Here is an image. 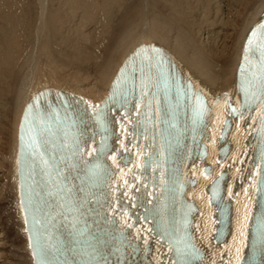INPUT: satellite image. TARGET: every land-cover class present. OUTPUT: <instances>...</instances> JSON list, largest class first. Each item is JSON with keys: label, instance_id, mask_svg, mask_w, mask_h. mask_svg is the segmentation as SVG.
Returning a JSON list of instances; mask_svg holds the SVG:
<instances>
[{"label": "bare ground", "instance_id": "6f19581e", "mask_svg": "<svg viewBox=\"0 0 264 264\" xmlns=\"http://www.w3.org/2000/svg\"><path fill=\"white\" fill-rule=\"evenodd\" d=\"M118 1L49 0L55 7L47 12L51 3L39 0L37 17L32 4L25 11L29 0H0V245L9 242L13 252L3 254L9 261L3 264H32L15 170L16 128L28 98L57 88L98 101L126 56L150 42L163 46L210 99L232 92L247 30L264 10V0H140L141 11L124 6L112 16L108 7ZM7 211L16 224L12 238Z\"/></svg>", "mask_w": 264, "mask_h": 264}, {"label": "rangeland", "instance_id": "374dc122", "mask_svg": "<svg viewBox=\"0 0 264 264\" xmlns=\"http://www.w3.org/2000/svg\"><path fill=\"white\" fill-rule=\"evenodd\" d=\"M49 0H47V2H46V6L49 4V3H51V2H48ZM51 1V0H50ZM142 1V0H141ZM140 0H119L118 2H116V3H114V5L113 6H111V7H108V10H107V12L110 14V15H116L120 10H122L123 8H124V6L126 7V6H131V8L132 9H134V7L133 6H135V5H137L135 8H139L140 7V5H142L140 8H142V9H144V4L141 2ZM156 1V0H155ZM154 1V2H155ZM38 2H39V0H29V3L27 4V7H26V9H25V11L28 13L29 12V8H30V5L32 4L33 6H34V13L36 14V16L37 17H39L40 16V13H39V11H40V9H39V4H38ZM142 4H141V3ZM133 5V6H132ZM145 5H146V3H145ZM153 5V4H152ZM151 5V6H152ZM38 6V7H37ZM36 7V8H35ZM55 7V5H53L52 3H51V5L49 4L46 8H47V12H49V11H51V10H53V8ZM38 8V9H37ZM140 8L138 9L139 11H141L140 10ZM223 8V7H222ZM49 9V10H48ZM228 10V9H227ZM33 11V10H32ZM37 11V12H36ZM45 11H46V9H45ZM230 11H232V10H230ZM230 11H229V16L231 15V13H230ZM225 12H227V11H225ZM229 19H230V17H229ZM100 25H96V27H97V29H99L98 27H99ZM95 27V28H96ZM91 30H93V28H90ZM97 29H95L96 31H97ZM90 30V31H91ZM232 37H234L233 35H232ZM3 177V174L1 173V171H0V184H1V178ZM7 207H12L11 206V204L8 206V204L6 205ZM3 207H5V206H3ZM6 208V207H5ZM11 215L9 214V212L7 211V214H6V224L5 225H9V228H11L12 229V236L10 235V237L12 238L13 236H14V232H13V229H16V224H15V220H14V218L12 219V221H11V223L9 222V219L11 218L10 217ZM15 240V243H16V245H17V247L19 246V243H18V241L16 240V239H14ZM13 240V241H14ZM1 241H4V240H2L1 239ZM9 252H12V249H11V246H9V242H7V243H5V246L2 244V246L0 245V264H3V263H7V262H9L8 261V259L7 258H4L3 256L4 255H6V254H8ZM13 253V252H12ZM20 253H22V252H20ZM4 254V255H3ZM7 259V260H6ZM16 259H20L19 257H17Z\"/></svg>", "mask_w": 264, "mask_h": 264}, {"label": "snow or ice", "instance_id": "6c2138e0", "mask_svg": "<svg viewBox=\"0 0 264 264\" xmlns=\"http://www.w3.org/2000/svg\"><path fill=\"white\" fill-rule=\"evenodd\" d=\"M259 29H264V24L258 26V29L253 30V32L251 33L249 40H248V45H252L253 44V38L257 36L258 30ZM246 52H247V46H246Z\"/></svg>", "mask_w": 264, "mask_h": 264}]
</instances>
